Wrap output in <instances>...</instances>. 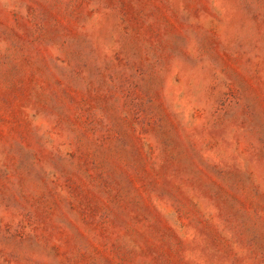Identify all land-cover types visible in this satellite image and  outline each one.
<instances>
[{
	"label": "rangeland",
	"instance_id": "obj_1",
	"mask_svg": "<svg viewBox=\"0 0 264 264\" xmlns=\"http://www.w3.org/2000/svg\"><path fill=\"white\" fill-rule=\"evenodd\" d=\"M0 264H264V0H0Z\"/></svg>",
	"mask_w": 264,
	"mask_h": 264
}]
</instances>
